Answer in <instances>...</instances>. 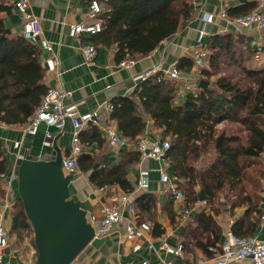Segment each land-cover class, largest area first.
I'll use <instances>...</instances> for the list:
<instances>
[{"label": "trees", "instance_id": "obj_1", "mask_svg": "<svg viewBox=\"0 0 264 264\" xmlns=\"http://www.w3.org/2000/svg\"><path fill=\"white\" fill-rule=\"evenodd\" d=\"M97 1L101 7L102 30L92 36L88 44L97 50L100 46L114 47L117 63L150 54L188 24L194 9L192 0ZM256 7V2H244L229 8L227 15L230 18L244 16ZM9 11V6L0 0V120L4 125L17 126L31 120L48 89L43 85L44 72L37 47L21 35L11 36L6 32L1 14ZM204 48L206 69L200 72V79L205 86L196 85V93H189L181 106L174 102L176 85L166 79L157 82L153 77L139 83L129 96L113 101L110 119L115 121L122 138L135 141L148 117L161 138L169 141L170 149L165 159L173 164V178L186 181L185 188L181 187L187 203L194 205L201 191L209 207L221 196L228 201L234 194L236 199L231 209H247L235 221L231 232L235 237L249 238L255 235L261 216L264 68L250 69L257 45L242 33L211 37ZM262 51L264 53V48ZM192 68L188 58L177 62L180 72L190 73ZM223 123L238 125L244 135L218 131L217 127ZM96 139L101 140L96 126H89V134L79 133L81 142ZM207 155L212 159L205 164ZM2 156L0 150V172L4 170ZM138 162L137 154L124 158L118 166L84 153L77 159L80 172L89 173L91 185L103 188L115 181L127 192L131 188L126 176ZM251 170L255 175L253 185L258 189L254 196L245 191L243 184L244 180L248 181ZM141 200H145L142 204L145 209L155 202L147 195ZM11 230L19 237L33 235L19 198L14 206ZM184 238L182 252L198 250L206 257L219 253L221 229L210 215L197 214L195 226L187 229Z\"/></svg>", "mask_w": 264, "mask_h": 264}, {"label": "crops", "instance_id": "obj_2", "mask_svg": "<svg viewBox=\"0 0 264 264\" xmlns=\"http://www.w3.org/2000/svg\"><path fill=\"white\" fill-rule=\"evenodd\" d=\"M14 1L16 0H3L4 4L9 6L10 11L8 14H1V17L6 32L11 36H20L22 16L15 10ZM90 1L27 0V12L39 20L42 38L50 44L51 55L57 62L56 72H49L44 65V59L49 53L37 47L44 72L43 85L47 89L61 88L64 92L69 93V97L64 98L63 104L74 106L80 115L98 109L102 123L110 119V113L105 112L103 107L129 96L139 84L134 80L137 74L160 64L163 69H166L172 64H177L179 59H189L194 54L197 18L201 16L202 12L217 14L224 4L229 8H234L244 2H256L254 0H192L193 16L188 24L171 38L161 42L150 54L133 60L134 64L127 67L121 66V62L115 61L116 49L114 47H98L95 61L91 64L86 63L80 47L82 44L90 43L92 36L80 35L76 38L68 36L71 26L89 22L87 14ZM224 27H227L225 22L216 19L214 24L208 28L209 35L205 37L204 44H208L211 37L234 33L232 29L224 34L220 33ZM241 33L248 36L243 31ZM249 38L255 44L264 42V36L257 34H253ZM262 68H264V56L259 59L253 57L250 69L260 70ZM181 73L190 79V83L194 86L201 81V73L197 74L193 70L190 73L184 71ZM175 85L177 90L174 102L178 106L183 104L189 93L197 91L195 87H192L194 88L192 90H185L181 85ZM145 122L146 126L138 137L147 136L151 140L161 137L159 130L153 126V122L148 117H145ZM26 124L4 125L0 128V150L3 154L1 159H5L4 170L0 172V211L3 213V221L8 230L7 246L3 251L0 264H35L37 256L33 235L19 237L11 230L14 206L18 199L16 175L21 162L17 156L21 155L25 159L33 160L52 159L54 157L53 147L42 146L45 132H49L53 136V142L62 156L70 155L74 130L69 120L66 121L63 132L41 124L35 136L22 134V128ZM91 125L89 124L81 132L89 134ZM98 131L100 141L97 139L90 142L80 141L84 154L93 158L107 159L112 166H118L124 158L138 155L134 147L135 141H129L120 136L125 144L122 148L117 149L109 144L99 129ZM14 142H19L18 149L12 147ZM140 169L149 170L150 183L147 190L137 188V176ZM159 169H163L170 177H173V164L169 159L140 161L139 158V162L131 167L126 176L131 188L129 192L123 190L115 181L103 188H97L90 184L89 173H81L79 176L71 178L70 198L80 204L81 209L86 212V216L92 214L98 216L103 205L116 203L121 195L126 194L134 204L137 221H150L156 224V227L153 225L154 228L136 243L126 240L122 227L116 228L105 237L94 238L71 264H137L142 261L157 262L159 260L180 264L178 258L165 253V251L156 250L162 241L173 248L182 246L185 241V232L195 226V217L199 213L212 216L221 229L220 247L225 239V234L231 231L235 221L243 216L247 208L231 209L228 203H225L221 198L212 207H209L205 201L199 200L194 205H190L186 198L181 203L177 202L162 192L163 185L158 181ZM177 180L185 188L186 181L184 179ZM144 195L154 199L152 207L146 209L142 207L145 200L142 201L141 198ZM259 207L262 216L264 215V181ZM122 213L127 216L125 211ZM261 216L259 227L252 237L264 240V224L261 222ZM136 244L139 247L137 250L134 248ZM148 244H151L155 250L149 251ZM183 254L187 264H215L213 259L216 255L206 257L198 250L183 252Z\"/></svg>", "mask_w": 264, "mask_h": 264}, {"label": "built area", "instance_id": "obj_3", "mask_svg": "<svg viewBox=\"0 0 264 264\" xmlns=\"http://www.w3.org/2000/svg\"><path fill=\"white\" fill-rule=\"evenodd\" d=\"M15 10L22 16V31L21 37L31 44L46 51L49 55L44 59V65L49 72H56L57 62L51 55L50 44L42 38V30L39 20L28 14L27 0H16L13 4ZM229 7L223 5L217 14L202 12L198 17V26L195 29V52L189 58L193 64L192 70L199 74L206 69L207 52L204 48V39L209 35L208 28L212 26L216 19L224 21L227 27L222 28L220 33H226L229 29L234 32L241 33L242 31L250 37L253 34L264 36V4H257V7L251 13L230 18L227 15ZM101 14V7L97 0H91L89 5V12L87 14L88 23H80L71 26L68 30V36L76 38L80 35L94 36L101 32L102 21L99 16ZM257 45L255 59L264 56L262 49L264 42ZM84 61L91 64L97 57V49L91 44H82L80 47ZM134 64L133 60H126L121 62V66L131 67ZM155 77L156 81L170 80L174 84L181 85L185 90L190 89V84L185 75L178 69L177 64H172L166 69L162 68V64L147 70L143 73L137 74L134 80L142 83L150 78ZM193 81V80H192ZM195 87V86H193ZM69 97V93L64 92L61 88L48 89L46 95L41 100V103L36 108L31 120L22 128V134L28 136H35L41 124L47 128H53L58 132H63L66 121H70L73 127L72 143L70 147L69 156H61V169L65 176L77 177L81 174L77 159L83 154L79 133L89 124L96 126L109 144L117 149L124 146L125 141L120 137L116 124L113 120H106L104 123L100 121L101 117L97 110L89 111L84 114H78L74 106H67L63 104L64 98ZM105 112L110 113L113 109L112 103L106 104L103 107ZM4 124L0 120V128ZM43 147H53V136L49 132H45L43 136ZM19 142H14L12 147L18 149ZM134 147L139 155L140 161L153 160L163 161L170 149L169 141L163 140L161 137L154 140L147 136H140L134 142ZM19 160H24L25 157L18 155ZM158 181L163 185L162 192L177 202H183L185 195L181 185L176 178L170 177L163 169H159ZM150 178L149 170L140 169L137 176V188L147 190L149 187ZM123 211L127 216L123 215ZM184 213V211H182ZM87 222L94 230V238H102L111 234L116 228L122 227L125 232V238L130 242H138L150 232L153 224L149 221L138 222L136 219L134 204L129 200L126 194L119 197L118 202L113 204H105L102 206L98 216L95 214L88 215ZM261 222L264 224V215L261 216ZM8 230L3 221V213L0 211V263L3 258V251L7 246ZM135 250L139 247L136 244ZM147 249L154 251L155 248L148 244ZM219 253L214 257L215 264H264V240L256 237L240 238L235 237L231 231L225 234V239L219 247ZM165 251V253L172 255L179 259L180 264H187L185 261L182 246L176 248L170 247L166 242L162 241L156 251ZM137 264H173L159 260L142 261Z\"/></svg>", "mask_w": 264, "mask_h": 264}, {"label": "water", "instance_id": "obj_4", "mask_svg": "<svg viewBox=\"0 0 264 264\" xmlns=\"http://www.w3.org/2000/svg\"><path fill=\"white\" fill-rule=\"evenodd\" d=\"M53 149L52 159L22 160L16 175L18 198L32 227L35 264H71L94 239L86 212L70 198L71 177L62 172L54 142ZM199 201H205L203 191Z\"/></svg>", "mask_w": 264, "mask_h": 264}, {"label": "rangeland", "instance_id": "obj_5", "mask_svg": "<svg viewBox=\"0 0 264 264\" xmlns=\"http://www.w3.org/2000/svg\"><path fill=\"white\" fill-rule=\"evenodd\" d=\"M254 1H256L257 4H264V0H254ZM189 84H190V89L191 90L194 89V88H192L194 85L191 84L190 81H189ZM191 93L192 94H195L194 91H192ZM217 130L218 131L224 130V131H226L227 133H230V134L231 133H237L240 136H243L244 135L243 134V131H241V128L238 125H235V124L223 123V124H221V125H219L217 127ZM211 159H212V156L211 155H207V157L205 158V162L204 163L205 164L209 163L211 161ZM249 174H250V176L247 179L248 181L244 180V183L243 184H244L245 191H247L252 196H254L258 192V189H256L255 186L253 185V179H254L253 177L255 176V175H253L254 174V171L251 170L249 172ZM254 181H255V179H254ZM220 198L223 199V201L225 203L227 202L228 205L231 207V203H232V201H234L236 199V196L234 194L233 195H230L228 201L226 199H224L223 196H221Z\"/></svg>", "mask_w": 264, "mask_h": 264}]
</instances>
